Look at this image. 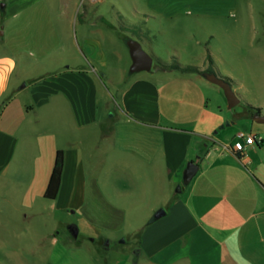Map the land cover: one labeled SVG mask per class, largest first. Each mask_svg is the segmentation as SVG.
Masks as SVG:
<instances>
[{"label": "crops", "instance_id": "crops-1", "mask_svg": "<svg viewBox=\"0 0 264 264\" xmlns=\"http://www.w3.org/2000/svg\"><path fill=\"white\" fill-rule=\"evenodd\" d=\"M102 1L85 7L83 19L92 10L98 22H108L95 6ZM212 58V64L205 59L199 67L231 78L240 97L235 110L225 111L228 101L218 84L203 73L182 71L176 79L188 84L177 101L187 108L178 115L168 112L172 98L164 89L179 70L159 62L155 67V57L152 69L144 70L148 74L135 72L126 79L114 113L103 117L99 103L103 74L68 67L57 75L29 79L21 77L14 55L0 53V246L19 243L35 228L28 220L46 217L50 207L85 208L90 184L93 200L106 201L122 212L131 210L139 201L129 193L140 183L147 191L161 192V201L152 208L165 207L166 214L141 230L138 253L143 260L138 264H264V124L253 119L257 111L264 114V102L253 98L243 80ZM23 80L26 85L21 86ZM249 104L259 110L240 116ZM106 118H120L135 128L119 131L107 126ZM241 132L263 139L238 154L229 146L245 143ZM87 138L102 152L100 158L92 152L93 168L102 163L124 165L125 186L130 188H124L125 205L121 196L115 203L108 190L115 180L100 173L90 180ZM59 149L64 151L62 182L57 197L49 199L44 194ZM190 161L199 169L184 183ZM177 184L182 185L180 191ZM49 201L55 205L49 206ZM94 206L96 215L98 205Z\"/></svg>", "mask_w": 264, "mask_h": 264}, {"label": "rangeland", "instance_id": "rangeland-1", "mask_svg": "<svg viewBox=\"0 0 264 264\" xmlns=\"http://www.w3.org/2000/svg\"><path fill=\"white\" fill-rule=\"evenodd\" d=\"M92 2L0 0V53L14 55L21 77L29 79L57 75L68 67H88L94 74H103L105 87L99 96L103 117L114 113L119 90L125 87L127 78L139 72L148 74L130 73L128 38L138 39L156 57L155 67L160 61L157 55L170 62L200 66L210 54L246 83L253 98L264 102V0H104L95 6L101 8L110 23L98 22L97 13L92 10L83 19L84 8L93 7ZM182 74L180 70L174 72V81L164 89V94L170 91L172 103L168 112L174 115L187 108L177 101L188 84L176 79ZM16 79L19 81V75ZM25 83L23 80L20 85ZM225 108L228 113V103ZM105 124L122 132L135 128L120 118H106ZM92 145V139L87 138L84 148L90 180L95 173L115 180L116 185L108 186V190L114 195V202L121 196L124 204V188L130 189L125 186L124 165L110 167L102 163L98 169L93 168L92 152L99 158L102 152ZM179 185L174 186L176 191H180ZM132 191L129 195L139 202L122 212L106 201L93 200L90 184L85 208L69 211L53 206L46 217L31 218L28 222L34 223L35 228L22 235L19 243L5 242L0 246V264L140 263L141 230L153 222L152 216L162 208H152L162 195L147 191L140 183ZM94 204L98 205L96 215ZM71 224L79 228L77 237L69 228Z\"/></svg>", "mask_w": 264, "mask_h": 264}, {"label": "water", "instance_id": "water-1", "mask_svg": "<svg viewBox=\"0 0 264 264\" xmlns=\"http://www.w3.org/2000/svg\"><path fill=\"white\" fill-rule=\"evenodd\" d=\"M2 34L3 31H0V37ZM126 41L132 59V63L130 66V73H135L144 70H151L153 63L155 61V57L144 49L142 43L138 39L128 38ZM203 75L211 82L218 84L224 90V93L228 101V108H233L240 103V97L234 90L232 82L230 80L212 71H204ZM253 119L258 123L264 124V114H261L260 111L254 113ZM229 123L230 122H227V124ZM198 169H199V165L195 161L188 162L183 173L184 183H189L192 180V178L196 175ZM179 190H181V184L179 185ZM165 214H166V209L164 207L159 208L152 216L151 221H156ZM69 228L72 234L75 237H77L79 233L78 226L76 224H71Z\"/></svg>", "mask_w": 264, "mask_h": 264}, {"label": "trees", "instance_id": "trees-1", "mask_svg": "<svg viewBox=\"0 0 264 264\" xmlns=\"http://www.w3.org/2000/svg\"><path fill=\"white\" fill-rule=\"evenodd\" d=\"M208 59L210 64L213 63V58L209 54ZM159 63L162 67L166 69H178L183 72H199L203 73L205 70L200 69L197 65L192 64H182L177 61L173 62H165L160 59ZM207 70L213 71L211 68H208ZM228 80H231V78L226 77ZM259 110V108L254 107L253 105H248L246 107V110L244 112H241L240 116L250 115L253 114L255 111ZM64 171V151L62 149L57 150L54 167L52 170V174L50 176L49 183L47 185L46 191H45V197L49 199H55L58 195V192L60 190L61 182H62V175Z\"/></svg>", "mask_w": 264, "mask_h": 264}, {"label": "built area", "instance_id": "built-area-1", "mask_svg": "<svg viewBox=\"0 0 264 264\" xmlns=\"http://www.w3.org/2000/svg\"><path fill=\"white\" fill-rule=\"evenodd\" d=\"M240 137H245V143H236L233 146H229V149H231L232 151L238 153V154H243L247 148L248 145H255L256 142H260L262 141V136H258L256 134H245L243 132H241L239 134Z\"/></svg>", "mask_w": 264, "mask_h": 264}]
</instances>
